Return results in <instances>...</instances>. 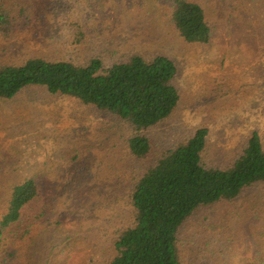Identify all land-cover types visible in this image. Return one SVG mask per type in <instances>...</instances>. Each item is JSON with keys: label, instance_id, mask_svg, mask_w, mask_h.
I'll return each mask as SVG.
<instances>
[{"label": "rangeland", "instance_id": "obj_1", "mask_svg": "<svg viewBox=\"0 0 264 264\" xmlns=\"http://www.w3.org/2000/svg\"><path fill=\"white\" fill-rule=\"evenodd\" d=\"M18 1L34 4L35 17L13 37H0V66L34 57L78 64L96 57L109 66L135 54H166L177 63L182 96L178 111L151 131L154 151L139 161L124 149V127L73 98L34 87L0 102V212L11 186L38 173L64 215L60 226L35 240L23 264H54L65 254L70 264H105L111 237L128 218L133 184V174L112 176L108 154L120 153L138 174L200 127L209 129L213 160L231 159L253 132L264 143V0H199L214 27L207 47L187 45L175 34L165 0ZM84 188L94 191L83 194L89 200L75 199ZM113 204L117 209L110 211ZM232 206L236 222L227 218L221 232L233 243L219 246H231L238 261L253 243L236 236L243 227L248 235L256 230L250 214L264 210V186Z\"/></svg>", "mask_w": 264, "mask_h": 264}, {"label": "trees", "instance_id": "obj_2", "mask_svg": "<svg viewBox=\"0 0 264 264\" xmlns=\"http://www.w3.org/2000/svg\"><path fill=\"white\" fill-rule=\"evenodd\" d=\"M165 1L171 3L168 25L175 34L187 45L207 47L214 27L204 4ZM34 8L29 2L0 0V37L11 38L27 28L35 17ZM178 73L175 59L166 54H135L109 66L96 57L86 64L34 57L0 66V102L34 87L73 98L124 127V149L131 158L146 160L156 147L151 131L181 105ZM209 133L200 127L169 144L138 174L125 165L126 159L118 157L120 153L107 155L112 176L120 180L121 175L133 174L129 178L133 184L129 219L112 235L105 264H264V210H251L250 221L256 229L252 234H247L246 227L237 234L238 241L251 238L253 243L238 261H234L231 246H219L233 243L229 237L225 241L221 232L228 219L236 222L232 205L251 189L264 186L262 138L253 132L231 159L213 160L207 152ZM44 179L35 173L9 189L0 212L1 264H23L25 252L45 229L64 222L62 205L53 203ZM84 193L90 196L94 191L79 190L75 199ZM72 259L70 254L60 255L54 264H70Z\"/></svg>", "mask_w": 264, "mask_h": 264}]
</instances>
